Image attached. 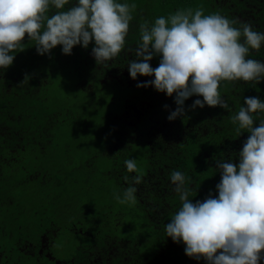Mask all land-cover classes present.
<instances>
[{"label": "trees", "instance_id": "16d2710c", "mask_svg": "<svg viewBox=\"0 0 264 264\" xmlns=\"http://www.w3.org/2000/svg\"><path fill=\"white\" fill-rule=\"evenodd\" d=\"M117 2L135 3L136 9L125 47L113 60L98 65L92 55L94 41L87 49L75 46L71 55L62 52V45L40 55L36 42L26 34L23 51L15 52L11 66L0 69V264H208L203 258L187 256L183 241L176 243L166 235L165 225L182 206L170 174L173 170L185 174L193 203L210 193L218 195L217 161L238 164V153L250 135L247 131L237 135L238 125L231 116L246 106L245 97L264 101V81H222L219 91L231 111L207 105L192 109L196 99H203L192 96L185 101L186 115L169 121L177 107L175 94L169 97L154 87H137L136 80L143 76L132 79L128 64L135 59L132 50L141 42L139 25L144 21L151 24L179 9L203 6L205 15L219 13L264 32V0ZM76 3L70 0L64 10ZM55 11L50 8L49 16ZM247 58L264 62V43ZM159 61L156 56L150 64L155 68ZM121 70L127 81L115 83L108 78ZM25 77L28 81L22 84ZM147 99L154 101L150 109L135 127L127 125L128 103L139 105ZM85 105H99L104 114L99 119L106 116L111 129L121 131L101 152L84 145L83 138L74 140L67 134L73 127L84 131L89 126L82 121L89 114L82 112ZM254 119L259 126L264 113ZM137 138H142L143 149H149L137 202L113 209L104 179L114 173V163L117 178L118 169L131 159L129 142ZM80 149L85 153L81 159L77 158ZM100 157L113 165L102 174L91 165ZM79 169L81 174L71 175ZM110 181L117 183L112 196L122 194L119 178Z\"/></svg>", "mask_w": 264, "mask_h": 264}, {"label": "clouds", "instance_id": "9594fccd", "mask_svg": "<svg viewBox=\"0 0 264 264\" xmlns=\"http://www.w3.org/2000/svg\"><path fill=\"white\" fill-rule=\"evenodd\" d=\"M70 0H0V69H7L15 52L23 51L27 34L36 42L38 54H50L62 45V52L71 55L77 45L85 49L94 41L92 55L98 65L117 57L125 47L132 12L136 4L117 0H77L66 11ZM50 8L56 9L49 16ZM237 23L240 27H235ZM141 42L135 47V59L129 61L132 79L154 77L137 87H154L172 97L176 109L169 121L186 115L185 101L196 99L192 109L220 107L231 111L219 88L222 81H264V62L247 58L252 50L259 51L264 32L253 29L250 22L228 19L219 14L205 15L203 6L179 9L154 23L139 25ZM159 56V65L150 61ZM28 77L22 81L26 83ZM244 105L231 122L237 135L250 133L238 153L239 163L220 159L217 170L221 180L218 195L210 193L193 203L187 177L179 170L170 174L181 207L165 225L168 237L181 240L185 254L208 264H259L264 259V119L255 126L254 115L264 113V101L245 97ZM167 108L168 106L165 105ZM243 130V131H242ZM129 173H136L122 195L115 194L121 204L135 205L136 193L143 175L134 159L125 160Z\"/></svg>", "mask_w": 264, "mask_h": 264}, {"label": "rangeland", "instance_id": "374dc122", "mask_svg": "<svg viewBox=\"0 0 264 264\" xmlns=\"http://www.w3.org/2000/svg\"><path fill=\"white\" fill-rule=\"evenodd\" d=\"M117 69L116 67L113 68V70ZM125 71L121 70L120 73H111V75H108V78H112L114 80L115 83H119L120 81L123 82L122 80L127 81V78H122V74H124ZM150 80L149 78L143 76L139 79L136 80V84L138 83H142L143 81H147ZM105 94L107 95L106 97H108L110 95V93L107 91H105ZM105 94H103V96H105ZM112 94V91H111ZM76 99L80 98L75 97ZM154 101L152 100H146V101H142L141 103H139V105H136V111L138 113V115L140 117L144 116V114L150 109V107L153 105ZM87 107H83L82 108V112L85 113L87 111H89L88 116L82 120L84 122L89 123V126L84 128H80V127H73L72 129H70V131L67 132V134L69 136H71L74 140L76 138H83V144L84 145H90L94 148H97L100 152L103 151L106 147V145H112L113 142H115L118 139V135L121 131H119L118 129H111V127L109 126L110 121L108 120V118L106 116H104V118L101 120L99 119V117L103 116V111L99 108V105H85ZM89 108V110H87ZM94 109H96V111H94ZM132 109H135L132 108ZM110 116V115H109ZM137 119L140 118H136L134 117L133 119H128L125 123L127 125L136 126V122L138 121ZM67 138L69 139V137L67 136ZM142 138H137L135 140H132L129 142L130 146L132 148L129 149V155L131 157V159H134L137 163L138 168L140 169V172L142 174H144V168H145V164H147V158H148V148H144L142 146ZM86 141H88L89 143H86ZM109 143V144H107ZM110 148V147H109ZM113 149V148H111ZM115 149V148H114ZM113 149V150H114ZM81 152V157H77L79 159L83 158L85 153L83 151V149H80ZM99 152V153H100ZM105 154H103L104 156ZM101 160H103L101 157L100 159H98V161H93L92 162V170L95 173L98 174H102V170L105 171V168L108 167H112V164H109L108 162H102ZM116 163H114V173L117 171L115 168ZM105 169V170H104ZM83 172V169H79V171L74 172L73 174H71L72 176H78L79 174H81ZM125 173L124 176L121 177L122 173ZM114 173L110 175V177H106L104 179V187L107 190H110L111 192L108 195V203H110L113 207V209L117 208L118 205L120 204L121 206H123L124 204L119 203L116 199L115 196H112V192L113 190L116 189L117 183L115 182L116 185H114L110 180H116L119 178V182L122 183V192L124 191L125 188H127L128 182H126L123 178L125 176H128L129 178H131L133 175H136V173H129L127 171L126 166L124 165V167L122 166L120 169H118V173H117V178L115 179L114 177ZM108 173H105V176H108ZM121 177V178H120ZM99 178V176H98ZM100 180L98 181L99 183L101 182V178H99ZM114 182V181H113ZM101 185V184H100ZM136 187H138L137 185H135ZM143 189V188H142ZM122 195V194H121ZM115 201H117L118 203L115 204ZM46 247V244H43V248ZM41 252V250L39 251ZM56 264H66L65 262H60L57 261Z\"/></svg>", "mask_w": 264, "mask_h": 264}, {"label": "flooded vegetation", "instance_id": "af4514ba", "mask_svg": "<svg viewBox=\"0 0 264 264\" xmlns=\"http://www.w3.org/2000/svg\"><path fill=\"white\" fill-rule=\"evenodd\" d=\"M134 107H135V109H132ZM125 114H126L128 119H133L134 117L140 118V116L138 115V113L136 111V105H133V104H130V103H128V106H126V108H125ZM127 118H126V120H127ZM137 120H139V119H137Z\"/></svg>", "mask_w": 264, "mask_h": 264}]
</instances>
